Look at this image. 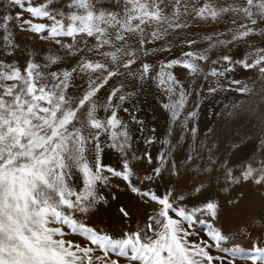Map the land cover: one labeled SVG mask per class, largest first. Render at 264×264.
<instances>
[{"label": "snow or ice", "instance_id": "obj_1", "mask_svg": "<svg viewBox=\"0 0 264 264\" xmlns=\"http://www.w3.org/2000/svg\"><path fill=\"white\" fill-rule=\"evenodd\" d=\"M0 264H264V0H0Z\"/></svg>", "mask_w": 264, "mask_h": 264}, {"label": "rangeland", "instance_id": "obj_2", "mask_svg": "<svg viewBox=\"0 0 264 264\" xmlns=\"http://www.w3.org/2000/svg\"><path fill=\"white\" fill-rule=\"evenodd\" d=\"M239 78L242 80L245 79L244 76H240ZM224 103H227V101H224ZM219 110H220L219 104L209 105V106H205L204 108H202L201 113H200V119H201L202 123H207L210 120L218 119V118L213 116V111H219ZM237 127L241 132L245 131L247 127H250V125H248L247 117H245L244 120L239 125H237ZM158 131L160 133L165 132L163 119H161V121H160V127H159ZM256 143L258 144V141ZM251 147H252V145L249 144V150L251 149ZM239 242L243 243L245 246L248 245L247 240H241Z\"/></svg>", "mask_w": 264, "mask_h": 264}]
</instances>
